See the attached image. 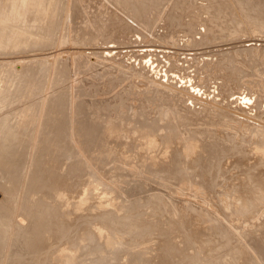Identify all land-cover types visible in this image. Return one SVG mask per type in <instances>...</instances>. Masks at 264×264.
Listing matches in <instances>:
<instances>
[{"label": "rangeland", "instance_id": "1", "mask_svg": "<svg viewBox=\"0 0 264 264\" xmlns=\"http://www.w3.org/2000/svg\"><path fill=\"white\" fill-rule=\"evenodd\" d=\"M129 1L132 3L135 2V0ZM166 1L168 0H164V2ZM173 1L174 0H170L169 4L163 2L164 4L159 11H155L154 14L150 13L147 20H145L146 22L143 21L140 23V27H143L142 31L133 24L134 28L131 27L126 34L121 32H117V34L111 33L108 30L100 33H94V30H90L93 26V20L99 16L105 17V20L110 25H115L117 22L119 24H125L126 26L129 25L127 22L134 23V20H131L128 14L117 5L115 0H32V2H36L35 8L32 6V10H34L36 16H40L43 19V25L46 29H49L50 34L46 33L40 42H34L33 44L26 43L16 45L12 42L9 44L0 43V139L3 142L14 144V142H17L20 133L28 136L30 138L29 157H31L34 153V143L42 137L41 133H44V136H48L50 130L57 125L59 127L58 129L64 132L63 139L67 140V143H69L66 144L68 148H66L64 154L65 158H67V160L69 159L68 161L70 162H74L71 160L75 158L78 159V157L79 160L82 159L81 161L92 162L91 158L89 159L84 155L86 153L81 148L80 144L76 142L81 136H84L85 141H91L92 146H90L88 152L91 155L94 154V156V151L101 150L99 154H103L106 151L105 142H107L108 139L111 140L120 137L126 142L129 138V141L123 144L125 150H127V153L124 154L123 157L121 156L118 158V156H116L115 158H109L105 156L107 151L104 153V159L108 160L106 168L109 167L107 175L110 173L115 176L113 173V171H115V166H117L121 160L129 161L138 164L141 171L146 174H143L148 177L146 184L152 182V178L154 177L158 179L157 176L149 173L151 169L164 170L160 165L153 164L152 161H150V156H152V154L161 156L163 152L159 149L163 150L164 147L166 148V146L162 145V142L161 144H157V139L151 135L152 133H156V131L157 134L160 132L158 141L161 138L165 140L162 135L167 129L169 130L166 126H174L177 131L179 128L178 126L182 124L181 129L185 127V129L183 128L185 131L195 134L191 135V133H186L184 136H178L177 134L174 136L176 138L178 136L180 143L182 141L181 146H185L184 151H186L183 156L189 160H193V162L195 158L192 156L198 151L200 152L199 149L203 151L202 147L204 144H201L205 142L203 137L211 139L210 144L207 142L208 146L212 145L214 142L216 146L219 144L218 146H221L220 148L223 149L224 145L227 144L224 147L225 152L232 151L233 147L236 146L248 145L247 151L249 152V157L251 155L250 152L253 156L256 155L257 157H261V153H263L261 148H259L258 145H253L251 142L248 143V141L252 140L257 142L263 141L264 139V28L259 29L251 23H245L240 27L227 26V16L224 17V24L222 21H217V18L219 20L220 17V20H222V15L224 14L220 13V11L218 12L216 6L214 7V5H212L211 7L210 4L212 1L209 2V0H203L204 2L207 1L208 4H204L202 0L175 1L174 9L177 12H182L184 9H193L195 2L199 3L197 4L199 12H197L194 17L185 15L186 19H188L187 24L176 22L178 21L176 18L168 24V21L165 20L164 13H167L168 9L172 7ZM3 2L6 3L3 4L5 8L10 5L7 0ZM111 2L121 9L122 12L113 8ZM201 2L202 5L204 4L203 7L201 6ZM256 2L258 4L257 8L264 9V2L262 0H256ZM219 5L226 15L234 16V0H219ZM227 6L230 8L228 9ZM180 15L181 13H179V15L175 14L174 17L182 18ZM185 16H183L184 19ZM239 16L241 17L240 13ZM262 18L264 19V15ZM173 22L177 23V26H169L171 23L173 24ZM212 23L214 24L213 27L209 28L212 26ZM167 26L171 28L167 29ZM215 26H218V28L216 29ZM96 28L95 26V29ZM157 29L159 30L161 38H157ZM54 30L56 33L59 30L57 37H54L51 33ZM3 36H5V34ZM28 56L31 58L35 57V60L31 62L26 61L24 57ZM11 82H13L12 87L9 86ZM179 116L182 119L179 118ZM145 117L149 122L153 123V125L141 124V121H144ZM155 123H157L158 126L154 125ZM149 126L155 127L146 128ZM161 126L164 127L162 128ZM16 130H19V132ZM174 131L175 130L172 132ZM81 132L84 135H80L79 133ZM75 133H78L80 137L77 138ZM207 134L211 135L205 137ZM164 136H166V133ZM241 137L247 138L245 143L244 139ZM230 138H235V143L233 142L234 140L229 141ZM136 139H141L139 142L140 145L137 144ZM145 139H147L146 141L151 139V142L157 145L154 149L152 148L153 151L149 149L152 146L146 148L142 145ZM173 139L174 138H172V141ZM197 139H201V143L198 142L199 140ZM236 140L239 142H236ZM238 143L242 145H238ZM195 144L201 145L197 146ZM161 145L163 147H161ZM70 146H72L73 149L70 148ZM200 146L202 147L200 148ZM5 147H7V144H5ZM186 147L188 148L186 149ZM186 152L189 154V157L186 155ZM192 152L195 153L192 154ZM198 155L200 156L202 153ZM194 156L196 157V155ZM82 157H85L87 160ZM226 160L227 161L224 162L230 163L228 176L230 173L233 174L234 172V175L239 173L238 177L243 179L247 178L246 167L233 170V167L236 168V163L229 161V157H226ZM231 163H233L234 166H232L233 164ZM129 168L133 171L137 167L131 165ZM137 170H139V168H137ZM184 170L187 171L188 174L187 180L189 179L186 185H181V182L176 185L171 177L167 176L169 182L172 181L171 183H167L175 188L174 191L171 190L172 194L174 193L173 195H175V198L178 197L181 201L184 199L183 201L186 202L191 201L193 203H199V205H196L204 211L209 213L212 212V208L210 207L212 200H209L211 198L203 196L204 190L206 189L205 191H207V187H209L206 180L207 175L201 172L200 168L195 170V166L192 168L185 166ZM221 173H224V171ZM149 175L151 177H149ZM220 176L222 179L220 180L219 178V181L223 183V186H221V183H219V186L224 190V198L231 199L237 194L238 197L236 195L233 199L235 202L237 201L236 203L238 205L236 204V206L239 208L242 206L245 207V205H243L245 200L250 199L252 196L255 197L254 203L260 205L242 207V209H244L242 210V214H249V216L252 214L254 219L251 218V216L248 218L254 221L259 220L256 215L261 212L264 213L262 208L264 207V192L259 193L261 189L253 187L252 185L249 191L242 192L244 183L240 185L242 188L239 186L241 193L230 185L227 187L229 191L226 192V188H224L226 181H224V177L221 174L219 177ZM96 179L98 178L93 176V180L96 181ZM153 185L155 186L153 190H157L158 192L162 190L170 191L169 187L164 185H161L163 188L161 189L158 186V182L155 180L153 181ZM91 190V188H88V191ZM180 190H183L182 194ZM20 192L21 190L16 189L15 202H17V198L20 196ZM134 192L136 193V191L130 189L129 194L126 195L135 197L136 194L134 195ZM243 195L245 197H242ZM185 196L189 199H185ZM194 197L198 198L199 202H197V200L195 201ZM86 200L87 199H84L85 205L83 208L91 204V202L88 200L87 202ZM40 206L41 202L35 203L34 207L38 210V213L36 210V214L38 216H43L45 212L39 211ZM103 207L106 208V206ZM206 207L208 209H204ZM73 208L74 207L71 209ZM87 208L82 212H76L77 209L75 208V210L68 209L70 211L67 216L68 219L69 217L70 220L78 219L80 217V212L84 216L89 214L91 211ZM192 208V210L183 211L178 207V210L176 208L177 212H175V209H170L171 211L168 212L171 216H173L172 214L175 212V217L173 216L172 218L177 217V220L178 215H180V218H184V215H186L184 212H191L190 214L196 218L198 217L199 221H203V217L201 218V216H207V214L202 211L198 212L195 206H192ZM209 208H211L210 211ZM256 209L259 210L256 212ZM87 210L88 213L86 212ZM193 210L197 213L194 211L193 214ZM71 211L73 212L71 213ZM178 211L180 213H178ZM169 213L168 215L170 216ZM198 213L201 214L199 215ZM72 214H74V216ZM20 216L28 220L27 216L15 212L11 222L6 225L10 232V235L8 234L10 239L16 237L19 241V237H17L19 234H14V229L19 226L18 218ZM208 216L209 218L212 217L210 215ZM180 218L179 220L182 221ZM214 218L216 217H212V220H215ZM248 218L246 222L245 220L242 221L244 226L241 225L243 227L246 226L247 229L249 227ZM256 218L258 219L255 220ZM217 220L216 218V222ZM76 223L78 224L80 221ZM222 223L223 224L217 223L219 225L218 227L221 225V231L224 230V233L225 231L228 233V228H226L227 230L223 229L226 225L225 220H222ZM228 224L231 225V223H227V225ZM204 226H206V224L203 223L201 228ZM258 226L260 225L258 224ZM260 227L255 229L252 227L250 232H260ZM204 228H206L207 231L209 229H207V227ZM240 229H242V231L244 230L242 227H240ZM212 230L213 229H209L208 232L211 234ZM30 231L31 229L23 236L31 235L29 234ZM246 231H249V229L245 230V232ZM218 232H220V230ZM231 232L232 230L230 229L228 234ZM154 233L155 236L159 234L156 232ZM255 233L245 235L247 237L253 236V242H256L255 239H257L258 242L264 245L262 242L264 240H259V238H257L259 236L256 237L257 234ZM260 233L263 234L262 232ZM164 234L161 233L162 240L170 236V234H167L165 235L166 237H164ZM47 235L40 234L39 236L42 238L40 237L41 239L38 238L36 240V242H38L37 244L41 242L40 245H42V241L45 243V237L47 239ZM154 235H152V240L157 243V241H155L157 238H153ZM8 236L7 239H9ZM233 238L236 239L235 237ZM168 239L163 241L165 243L167 241L168 243L170 240ZM122 240L127 249H139L136 245L133 246V242H131L132 244L130 243L131 239H126L128 242H126L124 238ZM15 243L17 244V240ZM26 243H28L27 240ZM246 244L250 249L241 250L244 259L237 256V260L235 258L236 255H234L230 258L232 260L229 259L231 264H250L249 262H254L253 264H255L257 259L264 258V248H262V245V247L259 245V248H257L255 246L256 243L251 245L248 243ZM27 246L29 248H27ZM30 248L33 249L30 244H27L25 247H20L19 249L27 250ZM33 250L34 256L31 255L30 252L24 251L23 254H25V252L28 254L17 257L14 264H23V258H26L24 259L26 260L24 264H38L35 262V258L40 254H44L46 250L41 251L37 246L36 249L34 248ZM33 250H31V252ZM36 250L38 252H36ZM256 252L260 253L258 254ZM195 253L197 254L196 249L194 250V254ZM213 254L215 255L216 253H207V257H211V262L206 264H215L220 261L221 263L219 264H225L226 262V264H228V261H226L228 259L224 260V257L221 258L217 256L223 259L224 262L220 259L217 261V259H214L215 257L213 258ZM99 255H101V253L95 254L90 252L83 258L84 263L81 264H91ZM103 255L104 257H108L105 259L103 257V260L100 262L103 261L102 263H108V258H110L112 254L108 252L103 253ZM99 257H97V259ZM93 258L95 259L93 260ZM91 259L92 261H90ZM212 259L214 261H212ZM245 259L248 260V263H246L247 260L245 261ZM7 261L10 263L13 262V260L11 261V256L9 259L7 258ZM263 261L264 259L262 262ZM97 262H99V260ZM259 262L257 264H260ZM2 263H4V259L0 264ZM109 263L114 264L115 262L109 261Z\"/></svg>", "mask_w": 264, "mask_h": 264}, {"label": "bare ground", "instance_id": "2", "mask_svg": "<svg viewBox=\"0 0 264 264\" xmlns=\"http://www.w3.org/2000/svg\"><path fill=\"white\" fill-rule=\"evenodd\" d=\"M3 1L4 0H0V43L9 44L10 42H12L16 45L26 43L33 44L34 42H40L46 33L50 34L49 29H46L43 25V19L40 16H36V13L34 12V10H32V6H34L35 8L36 2H32V0H7L10 5L5 8L3 4L6 3ZM115 1L117 5L128 14L131 20H134V23L127 22V24H129L127 26L125 24H119L118 22L115 25H110L105 20V17L99 16L93 20V26L90 28L91 31L94 30V33H100L102 31L108 30L111 33L121 32L126 34V32L131 27L134 28L133 24H135V27L142 31L143 27H140V23L147 20L150 13L154 14L155 11H159L164 3H170V0L166 2H164V0H135L134 3L130 2L129 0ZM175 1L177 0H174L172 7L168 9L167 13H164L165 20L168 21V24H170L169 22L173 21L174 18L178 20H175L178 23L183 22L184 24H187L188 19H186V16L191 15L194 17L195 14L199 12L197 8V4H199L198 2L194 3V8L191 10L184 9L182 12H177L174 9ZM210 1H212L210 4L211 7L212 5H214V7L216 6V10L224 14L222 15V20H220V17L219 20L217 18V21H222V23L224 24V17L227 16V26L240 27L245 23H251L259 29L264 28V19L262 18V16L264 15V9L259 7L257 8L258 4L256 0H234V16H228L224 11H222L219 5V0H209V2ZM262 1L264 2V0ZM203 3L208 4L207 1H203ZM111 4L113 8L121 11V9H119L115 4H113L112 2ZM203 5L201 2L202 7ZM227 8L229 9L230 7L227 6ZM174 13L177 15L181 13L180 16L182 18L174 17ZM239 13L241 17L239 16ZM182 15H186L185 19ZM172 25L177 26V23L173 22V24L171 23V25L169 26L172 27ZM213 25L214 24L212 23V26H210L209 28L213 27ZM95 26L97 27L96 29ZM169 26H167V29L171 28ZM215 28L217 29L218 26H215ZM51 33L54 37H57L59 34V30L57 31V33L55 30ZM4 34L5 36H3ZM156 34L157 38H161L158 29ZM24 58H26L25 60L29 62L35 60V57L31 58L28 56ZM9 86L12 87L13 82H11ZM179 118L181 117L179 116ZM141 122V124L143 125H153V123L149 122L146 117L145 120ZM157 123H155L154 125H157ZM181 126L182 124L178 126L179 128L177 129V131L176 127L173 126V130H175L176 132H172V126H166L167 128H169V130L167 129L165 131L166 136H164L165 133H162L163 135L161 134L163 138H165V140L160 137L161 139L158 141L160 132H158V134L157 131L156 133H152L154 130L151 132L152 137H155L157 139V144H161L162 142V145L166 146V148L164 147L163 150L158 148L163 152L161 156H157L155 154H152V156H150V161H152L153 164L160 165L162 168H164V170H150L149 173L154 174L158 177V179L156 177L152 178L153 181H157L159 184L158 186L161 189H163L161 185L169 187L170 189V191L162 190L160 192H158L157 190H153L155 188V186L153 185V181L150 183L148 182L149 184H146V180L148 178L145 176L146 174L141 171V168L138 164L131 163L129 161L121 160L122 162L120 161V163L115 166V171H113L115 176L111 175L110 173L109 175H107L109 167L106 168L108 160L104 159V153L107 151L105 156L109 158H115L116 156H118V158L121 156L123 157L124 154L127 153V150H125L123 144L128 142L129 138L126 142L123 141L120 137H116L115 139L111 140L108 139L107 142H105L106 151L103 154H99L101 150L96 152L94 151V156V154L91 155L88 152V149L90 148V146H92L91 141H85L84 136H81V138L79 140L77 139L76 142L77 144H80L81 148L85 151L86 154L84 155L89 159L91 158L92 162H86L84 160L81 161L82 159L79 160V157L78 159L75 158L71 160L74 162H70L68 161L69 159L67 160V158H65L64 154L66 152V148H68L66 144L69 143H67V140L63 139L64 132L58 129L59 127L57 125L54 126L55 128L50 130L48 136H44V133H41L42 137L39 138L36 143H34V153L31 157H29L30 138L28 136L20 133L17 142H14V144L3 142L0 139V263L4 259V263L2 264H14L17 257L28 254L26 252H30L31 255H33V249H36V246L40 248L41 251L46 250L44 251V254H37L38 256L37 258H35L37 261L35 260V262H37L38 264H81L84 263L83 258L90 252L95 254L101 253V255H99L100 257L97 256L99 257L98 259L97 257L96 260H94L95 258H93L94 262L92 261V259L90 260L92 261L91 264H113L109 263V261L115 262L114 264H206L208 262H211V257H207L208 252L216 253L215 255L213 254V258L215 257L214 259H217V261L220 259L224 262V260L228 259L226 261H228L229 264V259L234 255H236V259L238 258L237 256L244 259L241 250H246L249 248L247 247L246 243H248L249 245L256 243L255 246L257 248H259V245L260 247L263 246L262 248H264V245H262L261 242H258L257 239H255L256 242H253V236L247 237L245 235L255 233V231L253 233L250 232V229H252V227L253 229H255L262 226L259 229L263 234L258 231H256L255 234H257L256 237L259 236L257 237L259 238V240H264V213H262L261 211L260 214L256 213V216L259 218V220H257L258 218L255 219L257 221L251 219L254 217L252 216V214L250 215L251 218H248L250 217L249 214H246L248 216L242 214V210H244L242 209V207L245 208L249 205L254 207V205L256 206L260 204H255V197L252 196L251 198L249 197L250 199L244 201L245 204L243 203V205H245V207L242 206L241 208H239L238 206H236L237 201L235 202L233 199L237 194H235L234 197L232 196L233 198H229L230 200L225 199V195L223 192L224 190L221 187L223 186V183L219 181V178L220 180L222 179L221 176L219 177V175L221 174L224 177V181H226L224 184L226 192L229 191L227 190L228 185L232 186L234 189H236V191H240L239 186L241 185V183H244V189L242 190V192L249 191L251 185L253 187L260 188L261 190H259V193L264 192V139L263 141L257 142L249 139L250 141H248V143L251 142L253 143V145H258L263 152L261 153V157H257L256 155L253 156V154L250 152V157H252L250 158L248 154L249 152L247 151L248 145L243 146L240 143L243 147L236 146L233 147L232 151L225 152L224 147L227 144H225L224 147L222 146L223 149H221V146H218L219 144L216 146V143L214 144V142L211 141L213 142V144L208 146L207 142L210 144L211 139H208L207 136L211 134H207L205 136L207 138L203 137V140L205 139L207 145L205 144V142L201 143V139H197L199 140L198 142H200L202 145L204 144V148L200 146V148L202 147L203 151L201 149H199L200 152L198 151L200 154L202 153V155L199 156V153L197 152L196 154H194L196 155V157L194 155L192 156L195 158L193 162V160H189L188 158H185L183 156L184 152L186 151H184L185 146H181L182 141L180 143V140L178 138L179 135L184 136L186 133H191L192 135L193 133L185 131V127H182L181 129ZM154 127L155 126H149L146 128ZM17 132H19V130ZM79 134L84 135L82 134V132ZM176 134L178 135L177 138L174 137ZM80 135H78V133H75V136H77V138L80 137ZM172 138H174L173 141ZM234 139L235 138H230L229 141H232ZM242 139H244L245 143V140L247 138L245 139L244 137ZM140 140L141 139H136L137 144H139ZM146 140L147 139H145L144 141L142 140V145L146 148L152 146L151 148H149L150 150H152V148L154 149V147L157 146L154 145L153 142H151V139H149L148 141ZM233 142L235 143V140ZM236 142L239 141L236 140ZM5 144H7V147H5ZM201 144L195 145L199 146ZM240 144L238 143V145ZM162 145L161 147H163ZM70 148H72V146H70ZM187 148L188 147H186V149ZM195 152H192V154ZM186 155L188 156L189 154H187L186 152ZM226 157H229V161L236 163V168L233 167V170H236L237 168L243 169L244 167H246V180L238 177L239 173L237 175H234V172L233 174L229 172L231 176H228L230 163L224 162L227 161ZM85 160L87 159L85 158ZM131 165L133 167L135 166L139 168V170H137L136 168L132 171L131 168H129ZM185 166H188L190 168L195 166V170L200 168V171L207 175L206 180L209 187H207V191H205L206 189L204 190L203 196H206V198H211L209 200H212V202L210 203L212 212L209 213L204 211L202 208L197 206L199 205V203H193L191 201L186 202L183 201L184 199H182L181 201L180 198H175V195H173L174 193L172 194L171 190L174 191L175 188L167 183L169 182V178L167 176L171 177L172 181L175 182L176 185L180 182L181 185H186V182H189V179L187 180L188 174L187 171L184 170ZM232 166H234V164ZM223 171L224 173H221ZM93 176H96L98 179L94 181ZM149 177L151 176L149 175ZM162 180L167 181L165 182ZM172 181H170L169 183H171ZM219 183H221V186H219ZM88 188H91L92 190L88 191ZM16 189L21 190L20 196H18L17 198V202H15ZM130 189L136 191V193L134 192V195L136 194L135 197L126 195L129 194ZM180 193L182 194L183 190ZM242 197L245 196L243 195ZM84 199H87L89 202H91V204L89 203L90 205H86L87 207H89L86 208L91 212H89V214H86L85 216L81 214L83 210H86V208H83V206L85 205ZM185 199L189 198L186 197ZM194 199L195 201L197 200V202H199L198 198L194 197ZM38 202H41L39 211L45 212L43 216H38L36 214L37 209L34 207V205ZM103 206H106V208ZM192 206L197 207L196 210H198V212L202 211L203 213L205 212L207 214V216H201V218L203 217V221H199L198 217L196 218L195 216L190 214L191 212H184L186 213V215H184V218H180V215H178V220L180 218L182 219V221H178L176 219L177 217L172 218L175 212H177L178 207L184 211L192 210ZM72 207L77 209L76 212L81 211L79 213L80 217L78 219H71L75 223L70 220V217L69 219L67 217L70 213L68 209H71ZM198 208L200 209V211ZM211 208H209V211ZM262 208L264 210V207ZM170 209L176 210L174 214H172L173 216H171V214L169 213L171 211ZM204 209L208 208L206 207ZM88 210L86 211L87 213ZM257 210L259 209H256V212ZM179 211L178 213H180ZM194 211L195 210H193V214ZM15 212L27 216L28 219L26 220L21 216L18 218L19 226L15 227L14 234H19L17 236L19 237V241L16 237H12L10 239V236H8V234L10 235V232L6 227V225L11 222ZM72 212L73 211H71V213ZM168 213L170 214V216L168 215ZM74 214L72 215L74 216ZM198 214L200 215L201 213ZM208 215L216 217L218 219L217 222L216 218H214L215 220H212V217H210V219ZM247 218L249 221V231L245 232V230L248 229L246 228V226L243 227L244 225L242 224V221L245 220L246 222ZM222 220H225L226 225L227 223H231V225H233L231 226L230 224H228L230 227L228 225L226 227L225 225V227L223 228L225 230H227L226 228H228L229 230L231 229L233 232H231L232 234H228L229 230H227L228 233L225 231V233H227L225 234L224 230L221 231L220 229L221 225L220 227H218L219 225L217 223L223 224ZM77 221H80V223L77 224ZM203 223L206 224V226L204 227H207V229H213L211 234L210 232H208L209 229L207 231L206 228H201ZM258 224L260 226H258ZM240 227L246 229L242 231ZM29 229H31V231L29 232V234L31 235H25L26 237L23 236L24 234H27ZM219 230L221 233L218 232ZM154 232L159 234L155 236ZM216 232L220 234H217ZM161 233H165L164 237H166L165 235L170 234V236H168L170 240L167 237V239L170 241H168L169 244L167 243V241L166 243L163 241L167 239L162 240ZM40 234H48L47 239L44 236L46 241L45 243L42 241V245H40L41 242L39 244H37L38 242H36V240L41 237L39 236ZM152 235H154L153 238H157V240H155L157 241V243L152 240ZM7 236L10 239L9 242ZM233 237H235L236 239H234ZM123 238L126 242H128L126 239H131L130 243L133 242V246L136 245V247H139V249H127L126 245L123 243ZM16 240L17 244L15 243ZM26 240L28 243H26ZM262 242L264 244V241ZM27 244H30V246L33 248H30L31 250H33L32 252L30 249H27L28 251L21 250L23 248L19 249L20 247H25ZM28 246L27 248H29ZM195 249L197 251V254H194ZM24 251H26L25 254H23ZM36 252L38 251L36 250ZM108 252L112 254V256L108 258V263H102L103 261L100 262L101 260H103V253ZM10 256L11 261L13 260L12 263L7 261V258L9 259ZM217 256L221 258L224 257L225 259L223 260L221 258H218ZM106 257L108 256H105L104 259ZM24 259L26 258H23V264L24 261H26ZM260 259H257L255 264H257L259 261V263L261 264L264 258L261 260ZM98 260L99 262H97ZM246 260L247 259H245V261ZM212 261L214 260L212 259ZM219 263H221V261L215 264ZM246 263H248V260L246 261ZM249 263L253 264L254 262Z\"/></svg>", "mask_w": 264, "mask_h": 264}]
</instances>
